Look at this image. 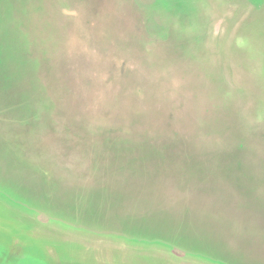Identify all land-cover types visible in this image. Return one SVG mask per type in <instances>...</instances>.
Here are the masks:
<instances>
[{
	"label": "rangeland",
	"instance_id": "1",
	"mask_svg": "<svg viewBox=\"0 0 264 264\" xmlns=\"http://www.w3.org/2000/svg\"><path fill=\"white\" fill-rule=\"evenodd\" d=\"M0 264H264V0H0Z\"/></svg>",
	"mask_w": 264,
	"mask_h": 264
},
{
	"label": "trees",
	"instance_id": "2",
	"mask_svg": "<svg viewBox=\"0 0 264 264\" xmlns=\"http://www.w3.org/2000/svg\"><path fill=\"white\" fill-rule=\"evenodd\" d=\"M46 216V215H45Z\"/></svg>",
	"mask_w": 264,
	"mask_h": 264
}]
</instances>
